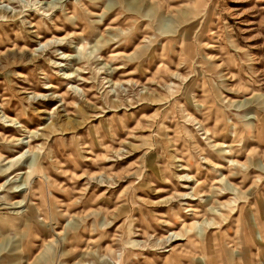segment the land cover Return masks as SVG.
<instances>
[{
  "label": "rangeland",
  "instance_id": "374dc122",
  "mask_svg": "<svg viewBox=\"0 0 264 264\" xmlns=\"http://www.w3.org/2000/svg\"><path fill=\"white\" fill-rule=\"evenodd\" d=\"M22 155L0 264H264V0H0Z\"/></svg>",
  "mask_w": 264,
  "mask_h": 264
},
{
  "label": "bare ground",
  "instance_id": "6f19581e",
  "mask_svg": "<svg viewBox=\"0 0 264 264\" xmlns=\"http://www.w3.org/2000/svg\"><path fill=\"white\" fill-rule=\"evenodd\" d=\"M6 119H8L9 121H11V122H15L16 120L15 119H12V118H10V117H6ZM223 154L226 156L227 155V153H225V151L223 152ZM24 157V155H22L21 157H19L18 159H16V160H11V161H9L7 164L8 165H10L9 167H7V168H1L0 167V181H2L3 179H5L7 176H9V175H7L9 172H11V170L16 166V165H19V163H20V161L22 160V158ZM231 163H233V165H236L237 167H239V168H245L246 166L245 165H243V164H240L239 162H234V161H232ZM36 165L37 164H35V165H33L34 166V168L36 167ZM21 166V165H20ZM18 168H19V166H18ZM32 167H30V169H31ZM11 174V173H10ZM5 185H6V183H5ZM5 185H1L0 186V190L3 188V186H5ZM16 193V192H15ZM12 194V193H11ZM187 196V195H186ZM183 197H185V196H183ZM195 197V196H194ZM31 213H32V211H31ZM32 217L34 218L35 217V212L33 211V213H32ZM31 220H29L28 222H30ZM262 238V237H261ZM23 243H24V241H23ZM23 246V245H22ZM16 247L17 246H15V247H13V251H15V249H16ZM22 248H24V247H22ZM2 249H0V251H1ZM23 250V249H22ZM24 252V251H23ZM10 257V254H4V261H2V262H7V260H8V258ZM41 262H42V260H41Z\"/></svg>",
  "mask_w": 264,
  "mask_h": 264
}]
</instances>
